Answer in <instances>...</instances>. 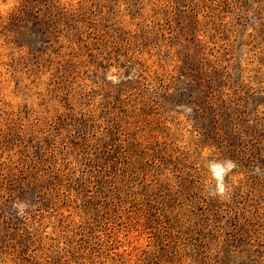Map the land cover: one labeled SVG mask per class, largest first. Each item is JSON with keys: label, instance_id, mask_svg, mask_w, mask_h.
Here are the masks:
<instances>
[{"label": "rangeland", "instance_id": "1", "mask_svg": "<svg viewBox=\"0 0 264 264\" xmlns=\"http://www.w3.org/2000/svg\"><path fill=\"white\" fill-rule=\"evenodd\" d=\"M0 264H264V0H0Z\"/></svg>", "mask_w": 264, "mask_h": 264}, {"label": "clouds", "instance_id": "2", "mask_svg": "<svg viewBox=\"0 0 264 264\" xmlns=\"http://www.w3.org/2000/svg\"><path fill=\"white\" fill-rule=\"evenodd\" d=\"M235 165L231 161L227 163H211L208 165L209 171L211 173L212 179L215 181L214 187L209 184L208 188L212 191L213 194L224 195L226 192V185L224 183L225 176ZM18 216H22L25 213L28 205L26 202H20L13 205Z\"/></svg>", "mask_w": 264, "mask_h": 264}]
</instances>
